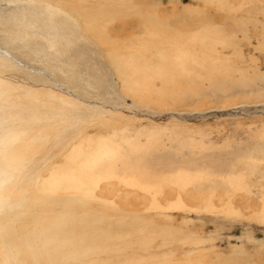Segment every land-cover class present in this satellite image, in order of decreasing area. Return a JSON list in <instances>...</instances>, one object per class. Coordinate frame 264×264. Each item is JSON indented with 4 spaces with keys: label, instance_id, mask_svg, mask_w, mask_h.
Returning <instances> with one entry per match:
<instances>
[{
    "label": "rangeland",
    "instance_id": "1",
    "mask_svg": "<svg viewBox=\"0 0 264 264\" xmlns=\"http://www.w3.org/2000/svg\"><path fill=\"white\" fill-rule=\"evenodd\" d=\"M115 1L0 0V264H264V0Z\"/></svg>",
    "mask_w": 264,
    "mask_h": 264
},
{
    "label": "bare ground",
    "instance_id": "2",
    "mask_svg": "<svg viewBox=\"0 0 264 264\" xmlns=\"http://www.w3.org/2000/svg\"><path fill=\"white\" fill-rule=\"evenodd\" d=\"M53 1V3L54 4H56V3H61L60 4V6L61 7H66V8H68L69 10H78L77 12H79V14H78V16L80 17V18H82V19H84V20H88V19H95V18H97V16L99 15V18L101 17L102 18V16H103V14L104 13H108L107 11H112V10H114L115 8H117L118 10L117 11H113L112 13H109V15H107V16H110V15H112V14H114L115 12H118V11H122L121 9H120V6H119V4H118V2L117 1H115V0H99V7H101L102 8V11H104V12H100V9L98 8V10L96 9V7H95V4H93V3H95V1H90V0H52ZM111 1H113L114 3H115V5L113 6V4L111 5V7H109V5H110V3L109 2H111ZM108 3V4H107ZM105 4H107L108 6V8H106L105 9ZM97 26H98V24H97ZM92 28V27H91ZM134 55H136V54H134V52L133 51H131V52H127V53H125V54H116V56L117 57H120V58H118L117 60H122V59H128V60H133L132 61V64H131V61H124L123 62V64L124 65H126V66H133V67H144V65L143 64H141V63H139L138 62V60L136 59V57L134 56ZM137 56H139V58L140 59H144V57H145V55H137ZM126 57V58H125ZM161 57H162V55L160 54V53H158L157 52V59L155 60V61H153V62H151L149 65L150 66H155L157 63H160V62H162L161 61ZM171 57V55H168V58H170ZM174 58V56L171 58V59H173ZM117 60H115V61H117ZM116 67H119V68H121L120 66H119V64L116 62L115 64H114ZM132 70V69H131ZM146 70H149V69H146ZM133 71V70H132ZM144 70L142 69V68H138V71H135L136 73H135V75H141L142 73L141 72H143ZM126 71H123L122 73L124 74ZM141 73V74H140ZM132 75H134V73L132 72ZM151 75L153 76V75H155L153 72H151ZM6 86V85H5ZM1 87V86H0ZM4 88V87H3ZM4 91V90H3ZM81 147V146H80ZM79 147V145H77L76 146V148L75 149H73L72 148V152L69 154V155H66V157H65V161H67L66 162V164H65V162L64 163H62V164H60L58 167H56L55 169H53L52 171H50V175H49V178L48 179H50L52 182L51 183H53L54 185L53 186H56L57 185V181L61 184V183H65V186L64 187H66V189H70L71 188V190L72 189H76V190H79L80 191V189H86V188H89V186L87 185V187H85L86 186V181H85V179L83 178V176H82V174H81V169L83 168V169H85L86 168V166H85V164L86 163H88V162H94V159H95V154H96V152L95 151H93V150H89V155H87L84 159H82V160H79L78 161V159L82 156V154H79L82 150H81V148ZM91 151H93V153L91 152ZM85 152V151H84ZM83 152V153H84ZM86 153H87V151H86ZM91 154V155H90ZM84 155V154H83ZM82 157H84V156H82ZM74 159H76V162L77 163H73V161H74ZM95 164V163H94ZM86 170V169H85ZM58 171V173H56ZM85 176V175H84ZM87 177H88V175H86ZM88 178H90L91 179V176L90 177H88ZM53 181H55V182H53ZM55 183H56V185H55ZM59 183H58V185H59ZM63 185V184H62ZM74 192H75V190H73ZM87 191L88 190H86V193H87ZM91 191H92V188H90L89 189V192L91 193ZM12 206V205H11ZM62 219H65V218H62ZM67 219V218H66ZM59 220V219H58ZM70 222H71V224H72V226H71V229H69V228H67L66 226H65V220L64 221H58V223L56 224V225H58V227H57V231L58 232H60V234H65V233H69L70 235H71V237H76V236H81V234L79 233L80 232V230H83V232L85 233V235H86V232L87 231H89L90 229H91V227L93 226V224H94V222H96V218H94V220L93 221H84L83 222V226H81V223H80V219H79V217L78 216H74V217H71V219H70ZM96 223H99V222H96ZM55 225V226H56ZM89 225V226H88ZM86 226H88V227H86ZM95 228V227H94ZM97 230H98V228H97ZM11 232V231H10ZM5 233V232H4ZM12 233V232H11ZM99 233V232H98ZM13 234V233H12ZM9 235V234H8ZM87 235H89V234H87ZM99 235H102V233L100 232L99 233ZM3 237H5V236H3ZM87 237V236H86ZM45 238V237H44ZM94 238H96L97 239V237L95 236V234L94 233H91V235H90V241L92 242V243H95L96 242V240L94 239ZM14 239V238H13ZM72 239V238H71ZM66 240V239H61V242L63 243V245L64 246H67L68 248H66L67 249V251H68V249H69V247H72V246H74L75 244L77 245V244H79V243H77L78 241H76V243H74V242H72V240ZM74 239H78V238H74ZM82 239V238H81ZM86 239V238H85ZM79 240H80V238H79ZM97 240H99V239H97ZM83 241H84V238H83ZM82 241V242H83ZM88 241H89V239H88ZM82 242H80V243H82ZM85 242V241H84ZM46 250H47V252H46V256L48 255V244H49V239L46 241ZM90 245H92V244H89L88 245V243L86 244V246L88 247H90ZM44 246V245H43ZM86 247V248H87ZM44 248V247H43ZM94 248H95V252L97 251V247H95L94 246ZM101 248V247H100ZM103 248V247H102ZM101 248V249H102ZM89 249V248H88ZM88 249L86 250V251H88ZM107 249V248H106ZM42 250V249H41ZM45 250V251H46ZM73 250V249H72ZM72 250H70V251H72ZM103 250V249H102ZM43 251V250H42ZM75 251V250H74ZM73 251V252H74ZM99 251V250H98ZM98 251H97V256L96 257H98L99 256V253H98ZM104 251V250H103ZM76 252V251H75ZM43 253V252H42ZM78 253V252H77ZM71 255V257L72 256H74V255H76V254H74V253H70V252H66L65 251V253H62L61 254V256L60 257H62V259H66L67 257V255ZM84 254V253H83ZM95 254V253H94ZM77 256H78V254H77ZM94 256V255H93ZM60 257H58L59 259H60ZM75 258V257H74ZM79 258H82V256L81 257H79ZM84 258H86V257H84ZM54 259L55 258H53L52 259V261L54 262ZM93 259V258H92ZM96 259V258H95ZM56 260V259H55Z\"/></svg>",
    "mask_w": 264,
    "mask_h": 264
}]
</instances>
